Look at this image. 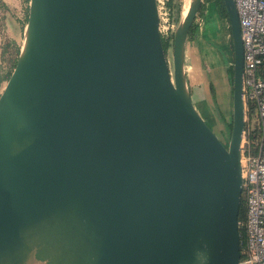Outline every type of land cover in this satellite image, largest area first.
<instances>
[{"label": "water", "instance_id": "1", "mask_svg": "<svg viewBox=\"0 0 264 264\" xmlns=\"http://www.w3.org/2000/svg\"><path fill=\"white\" fill-rule=\"evenodd\" d=\"M228 144L192 100L189 0L169 63L157 0H29L0 92V264H237L243 43Z\"/></svg>", "mask_w": 264, "mask_h": 264}, {"label": "rangeland", "instance_id": "2", "mask_svg": "<svg viewBox=\"0 0 264 264\" xmlns=\"http://www.w3.org/2000/svg\"><path fill=\"white\" fill-rule=\"evenodd\" d=\"M180 1L181 15L174 20L167 0H157L160 35L164 38L174 32L188 6L189 0ZM28 4L29 0H0V73L13 68L9 57L14 55L15 45L20 48L22 44ZM204 5L203 14L197 13L194 20L197 23L195 38H186L185 71L187 79L197 81L199 101L195 87L191 89L195 106L203 117L209 119V125L218 136L227 141L228 123L232 120V82L227 67L233 63L228 21L218 17L213 1H206ZM171 48L170 45L167 50L170 65ZM5 82L6 79L0 81V92Z\"/></svg>", "mask_w": 264, "mask_h": 264}, {"label": "built area", "instance_id": "3", "mask_svg": "<svg viewBox=\"0 0 264 264\" xmlns=\"http://www.w3.org/2000/svg\"><path fill=\"white\" fill-rule=\"evenodd\" d=\"M243 43L244 129L242 198L237 264H264V0H234Z\"/></svg>", "mask_w": 264, "mask_h": 264}, {"label": "trees", "instance_id": "4", "mask_svg": "<svg viewBox=\"0 0 264 264\" xmlns=\"http://www.w3.org/2000/svg\"><path fill=\"white\" fill-rule=\"evenodd\" d=\"M206 1H213L214 5H215V9L217 12L218 17L220 18H226L228 21V28H229V34H230V48L232 50V55H233V43H232V38H231V33H230V26H229V20H228V14L226 11V7L224 4L223 0H203L201 3V7L198 11V15H202L203 11H204V7H205V2ZM167 4L169 7V11L171 16L173 17L174 20H178L180 18L181 15V1L180 0H167ZM195 20V19H194ZM191 23L190 29L188 31V39H194L195 35H196V28H197V23L196 22ZM162 39V43H163V47L165 49V51L167 52L169 46L171 45L172 47V43H173V33L167 37H163L161 36ZM14 55L12 57H9L10 63L12 64V67L15 65L17 57H18V52H19V48L18 45H15L14 47ZM233 59V56H232ZM12 68H8L5 72H1L0 73V81L1 80H7V78L9 77ZM227 74H229L230 80L232 82L233 79V63L229 64L227 67ZM228 127L231 128V122L228 123ZM245 214V206H244V199L242 198L241 204H240V208H239V212H238V220L241 221L242 218L244 217ZM242 227H239V233H240V237L242 236Z\"/></svg>", "mask_w": 264, "mask_h": 264}, {"label": "crops", "instance_id": "5", "mask_svg": "<svg viewBox=\"0 0 264 264\" xmlns=\"http://www.w3.org/2000/svg\"><path fill=\"white\" fill-rule=\"evenodd\" d=\"M187 82H188V86H189L190 93H191V89L194 90L193 87H195V90H196V91H195V93H196V97L198 98V96H197V94H198V88H196V87H197V84H196L197 81H193V82H192V80H189V77H188ZM191 97H192V95H191ZM199 99H200V98H198V101H199ZM193 101H194V99H193ZM194 103H195V102H194Z\"/></svg>", "mask_w": 264, "mask_h": 264}, {"label": "flooded vegetation", "instance_id": "6", "mask_svg": "<svg viewBox=\"0 0 264 264\" xmlns=\"http://www.w3.org/2000/svg\"><path fill=\"white\" fill-rule=\"evenodd\" d=\"M218 113H220V112L218 111ZM204 118H205L206 122L209 124V122H208V121H209V119H207L206 117H204ZM211 127H212V125H211ZM222 141L224 142V144H225V145H227V144H228V140H227V141H225V140H223V139H222Z\"/></svg>", "mask_w": 264, "mask_h": 264}, {"label": "bare ground", "instance_id": "7", "mask_svg": "<svg viewBox=\"0 0 264 264\" xmlns=\"http://www.w3.org/2000/svg\"><path fill=\"white\" fill-rule=\"evenodd\" d=\"M188 4H189V3H188ZM187 8H188V6L186 7V9H185L184 13L186 12Z\"/></svg>", "mask_w": 264, "mask_h": 264}]
</instances>
